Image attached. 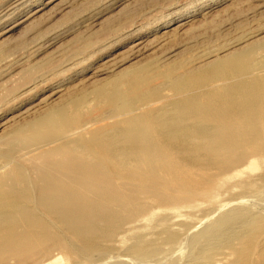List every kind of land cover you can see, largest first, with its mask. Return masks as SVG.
Here are the masks:
<instances>
[{
    "label": "rangeland",
    "instance_id": "obj_1",
    "mask_svg": "<svg viewBox=\"0 0 264 264\" xmlns=\"http://www.w3.org/2000/svg\"><path fill=\"white\" fill-rule=\"evenodd\" d=\"M253 42L250 57L264 65V0H0V151L24 124L67 105L84 120L52 146L84 123L92 132L121 122L130 112L101 107L99 94L105 105L132 73L151 93L132 105L135 113L155 111L175 99L171 78ZM52 131L13 148L12 159L0 155V172L15 164L28 171V152ZM250 160L212 171L206 193L149 205L95 249L75 245L42 215L66 249L42 242L50 249L34 264H264V152Z\"/></svg>",
    "mask_w": 264,
    "mask_h": 264
},
{
    "label": "bare ground",
    "instance_id": "obj_2",
    "mask_svg": "<svg viewBox=\"0 0 264 264\" xmlns=\"http://www.w3.org/2000/svg\"><path fill=\"white\" fill-rule=\"evenodd\" d=\"M257 45L250 43L230 57L171 78L175 99L148 113L137 114L132 105L151 93L141 87L137 73L127 75L114 95L103 99L105 105L100 94L99 102L131 116L92 132L83 128L85 123L78 125L69 134L75 136H64L57 147L52 146L62 140L57 135L84 120L69 110L72 105L15 131L14 138L5 141L6 150L0 151L5 159H12L13 148L47 138L43 130L54 133L49 138L53 141L28 152V171L15 164L0 172V264L37 263L38 252L50 249L42 242L65 248L42 215L75 245L95 249L99 241L111 239L122 222L145 214L149 205L210 191L206 185L212 171L228 170L247 156L252 166L254 157L264 152V65L250 57ZM209 80L213 86L205 85ZM167 240L174 241L175 234Z\"/></svg>",
    "mask_w": 264,
    "mask_h": 264
}]
</instances>
